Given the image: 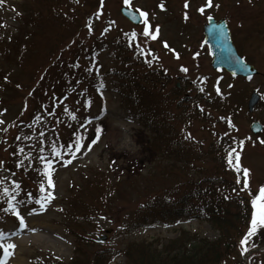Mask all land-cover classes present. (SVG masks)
<instances>
[{
    "label": "rangeland",
    "instance_id": "obj_1",
    "mask_svg": "<svg viewBox=\"0 0 264 264\" xmlns=\"http://www.w3.org/2000/svg\"><path fill=\"white\" fill-rule=\"evenodd\" d=\"M184 3L104 0L102 7L100 0L0 3V54L13 45L9 57L0 56V120L4 121L0 159L5 161L0 167V208L7 207L3 189L14 188L17 181L19 191L9 195H16L27 225L21 229L17 217L0 212V231L8 233L0 244L17 245L6 264H132L123 256L132 243L163 252L184 234L196 240L199 250L207 251L201 240L222 244L219 263L209 252L206 260L201 263L196 257L194 264H264V228L246 245L239 244L250 226L251 197L248 191H239L243 173L230 169L225 159L226 151L236 148L241 167L250 170L252 194L264 185V144L259 142L264 140V130L256 136L249 129L254 121L264 127V0H213L203 14L197 9L206 0H188V8ZM122 6L147 12L149 31L159 26L157 38L143 35L144 22L136 26L125 20L119 13ZM208 17L227 22L237 51L257 70L256 76L232 81L223 72L212 71L202 46V27ZM24 42L26 55L14 61L18 45ZM117 45L130 46L135 54L125 52L114 61L112 51ZM182 66L188 72L181 71ZM129 73L157 85L146 88L143 98H126L120 78ZM252 90L260 101L250 112L247 102ZM63 95L67 97L62 99ZM97 126L99 139L89 149ZM78 137H83L82 147L73 158L69 152L75 148L67 145ZM175 142L181 144L179 152L174 150ZM53 147L60 156L52 153ZM20 148L24 151L18 152ZM41 156L53 161L54 188L43 176ZM18 160L24 162L19 168ZM67 160L71 163L65 165ZM202 178L221 179V185L215 181L217 193L226 201L223 204H230L228 212L238 216L231 232L197 220L132 230L133 211L147 205L151 196L164 195L173 187L177 199L187 191L183 183ZM48 191L55 198L41 210L36 200ZM33 230L42 238L35 241ZM106 230L110 231L105 234ZM102 236L105 240L96 243ZM222 237L231 243L229 249ZM183 241L181 245L188 239ZM243 247L248 251L242 252ZM169 253H159L166 264L174 262V254Z\"/></svg>",
    "mask_w": 264,
    "mask_h": 264
},
{
    "label": "trees",
    "instance_id": "obj_2",
    "mask_svg": "<svg viewBox=\"0 0 264 264\" xmlns=\"http://www.w3.org/2000/svg\"><path fill=\"white\" fill-rule=\"evenodd\" d=\"M14 37H16V35H12V38ZM8 38L9 40L13 41L9 36H7V39ZM7 39L5 40L4 38V41L7 42ZM7 45H9V42ZM12 46L13 45L7 46L1 51L0 56L3 59H6L9 57V54L12 53ZM26 47V43L18 45L17 50L15 51L16 58L14 61H17L18 57L21 58L22 55L27 52V49H25ZM125 49L126 47L124 45L115 46L114 54L116 56H112V58L115 59L116 57H120L119 55L126 52ZM48 53L52 54L53 52ZM132 76L133 75L129 73L124 74V76L120 78L122 81L120 88L123 90L126 98H129L130 95L143 98L142 94L146 92V88H152L151 86L157 85L155 82L151 81L150 78H147L146 80H142L141 78L136 80V78H132ZM140 81H143L142 88H140V85L142 84ZM176 96H178V93H176ZM7 113H9V110ZM152 129L154 130L157 137L161 136V134L153 127ZM180 145L181 144L179 142H175L174 150L179 152ZM172 150L173 149H171L169 153L171 156H173ZM183 163L186 165L188 164V162ZM173 165H175V161L172 163V165L170 164V166ZM215 181L218 182V185H221V179L202 178L197 182L187 181V183H183L185 187L187 186V191H184L177 199L173 198L175 193H177V191L174 192L173 187L166 189V193L164 195L157 197L154 195L151 196L147 205L140 206L137 210L133 211L132 215L134 220L132 221V230L144 228L146 226L158 223H162L164 225H173L186 220H198L206 223L208 222L213 227H217L220 230H222L221 227H224L223 231L229 230L231 232L234 227L233 222L238 220V216L234 217L228 212V207L230 204H223L226 201L222 200L221 196L217 193L218 185H215ZM172 198L174 200H172ZM235 205L238 207V204ZM231 207L233 206L231 205ZM247 207L248 205L246 208ZM248 211L249 210H247V212ZM184 239H188V241L184 245H181V243L184 242ZM201 241L203 243L202 247L206 246L207 251L203 249L199 250L196 240L190 238L188 234H184L182 237L169 242V245L165 247L164 251L170 252L169 255L174 254V262L170 264H186L185 260H187L188 264H194L196 263V257H198L202 263L209 256V252H212L210 254L212 255L213 261L218 260L219 263L221 260V254L219 252V248H221L222 245L221 242H207L206 240ZM220 241L225 242L224 246L226 248H230L229 245L231 243L226 237H222ZM185 245L188 246L186 247ZM183 246L186 248H183ZM173 248H175V250ZM164 251L162 252L157 251L156 249L150 250L149 248L145 247H137L136 244L132 243L131 246L125 248L123 251V256H125L128 261H132V264H166V262L161 260L159 257L161 255L159 253H164ZM132 254L137 255V257H134V260L131 259L133 258Z\"/></svg>",
    "mask_w": 264,
    "mask_h": 264
},
{
    "label": "snow or ice",
    "instance_id": "obj_3",
    "mask_svg": "<svg viewBox=\"0 0 264 264\" xmlns=\"http://www.w3.org/2000/svg\"><path fill=\"white\" fill-rule=\"evenodd\" d=\"M101 2V7L103 6L104 0H100ZM0 3H3V0H0ZM125 4L129 3V0H124ZM213 6V0H206V3L201 6L200 8L197 9V11H199L201 14L204 13L205 8H210ZM216 7H219V5H215ZM160 7L163 9L164 5L161 4ZM184 7L188 8L189 4H188V0H185L184 3ZM137 11H139V9H137ZM140 16L144 18V27H143V35L145 37L150 36L151 39L155 40L157 38V34L159 33V26H156V30L155 32H150L149 31V23H148V13L144 12V11H140ZM98 18H99V14H97ZM185 18L187 19V14H185ZM209 20L212 19V17H208ZM89 29L91 30V26H88ZM105 32L107 31V29L104 30ZM127 35V34H126ZM136 37V33L132 32L131 33V39H135ZM165 48H168V44L165 42L164 44ZM137 49L140 50L142 52L141 49H139V46L137 45ZM177 58H179L178 54H177ZM152 59H158V57L153 56ZM149 64H151V61H148ZM181 71L183 72H188V69L186 67H181ZM19 87V85H18ZM231 87V86H230ZM201 91H203L204 89L201 88ZM217 93L219 94L220 90L219 88L216 89ZM65 111H67V109H65ZM73 119H75V115L72 116ZM4 121L0 120V124H3ZM81 127H83V125H81ZM3 131H7V129H3ZM96 132V137L95 139L91 140V143H89L87 145V147L89 149H91L92 145L96 144L97 140L99 139V133L101 132V129L99 126L96 127L95 129ZM42 135V134H41ZM17 140L20 139L19 136L16 137ZM82 140L83 137H78L76 139V141L74 142V144H69L67 145V147L69 149L71 148H75V152H69V155H71L73 158L75 157V153L79 152L81 147H82ZM261 144H264V140H260L259 141ZM241 147L243 146L244 141H240L239 142ZM24 149L20 148L18 149V152H23ZM41 151H43V149H41ZM52 153L56 156H60L61 153L55 148H52ZM30 155V154H29ZM27 158V157H26ZM39 159L43 162L44 167H43V176L44 178L47 180V184L49 186V188H54V182L52 180V172L54 171V169L52 168V164L53 161L50 159H45L43 156L39 157ZM226 163L227 166L234 170L237 173H243V186L239 189V191L243 192V191H248L249 196L251 197L250 199V204H251V219H250V226L247 230V233L244 235V237L239 241V244L241 246L246 245V242L249 240V238L253 235H255L258 231V229H262L264 228V185H261L259 187L258 192L253 195L251 192V189L249 187V174H250V170L248 168H242L241 164H240V152L237 151L236 148H229L226 151ZM23 161L18 160L16 163V167H21L23 165ZM71 163V160H67L65 161V165ZM5 166V161H3L2 159H0V167H4ZM28 167H31V164L28 165ZM26 170V169H25ZM237 184L241 183L240 180V176H237V180H236ZM13 185L14 188L9 189L7 187H5L3 189V195L5 197H7L6 200V204L7 207L4 208H0V212H3L4 214H8L11 213L12 215H14L15 217H17V219L19 220V228L23 229L25 228L27 225L25 224V219L24 217L20 214L18 207H17V203H15L17 201V197L16 195H9V192H18L20 189V183H18L17 181H13ZM40 190L42 193L45 192V188H44V184L41 183L40 184ZM233 191H237L236 188H233ZM54 195L51 191H48L45 195L41 196L39 199L36 200V203L40 205L41 210H44L47 206V204H49L53 199H54ZM226 199L228 197H225ZM19 203H23L22 201ZM12 235H15V232L11 233ZM8 235L7 232L4 231H0V239H3L4 236ZM17 247L16 244L14 243H7V244H0V248L3 249V257H0V264H6V261L9 257H11L13 255V252L10 251L11 249H15ZM248 248L247 247H243L242 248V252H247Z\"/></svg>",
    "mask_w": 264,
    "mask_h": 264
},
{
    "label": "water",
    "instance_id": "obj_4",
    "mask_svg": "<svg viewBox=\"0 0 264 264\" xmlns=\"http://www.w3.org/2000/svg\"><path fill=\"white\" fill-rule=\"evenodd\" d=\"M121 13L133 24H138L140 21L139 17L130 10L122 9ZM204 35V43L209 46L210 54L213 56L212 66L214 68L223 67L233 74L242 73L243 75H250L255 73V70L246 66L237 56L230 43L229 33L224 21L216 23L213 20H209L208 24L204 27ZM101 240L98 239V241Z\"/></svg>",
    "mask_w": 264,
    "mask_h": 264
},
{
    "label": "bare ground",
    "instance_id": "obj_5",
    "mask_svg": "<svg viewBox=\"0 0 264 264\" xmlns=\"http://www.w3.org/2000/svg\"><path fill=\"white\" fill-rule=\"evenodd\" d=\"M36 230H37V229H36ZM36 230H33V231L30 232L31 234H33L31 237H33L35 241H36V240H39V239L42 238L41 233L37 232ZM23 234H25L24 231H23ZM19 238H22V237H19ZM21 241H24V240H20V242H21Z\"/></svg>",
    "mask_w": 264,
    "mask_h": 264
}]
</instances>
